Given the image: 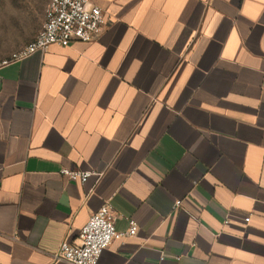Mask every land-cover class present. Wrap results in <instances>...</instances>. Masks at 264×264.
<instances>
[{"label": "crops", "instance_id": "obj_1", "mask_svg": "<svg viewBox=\"0 0 264 264\" xmlns=\"http://www.w3.org/2000/svg\"><path fill=\"white\" fill-rule=\"evenodd\" d=\"M90 1L95 40L0 66V264H69L106 202L139 232L98 264H264V0Z\"/></svg>", "mask_w": 264, "mask_h": 264}, {"label": "built area", "instance_id": "obj_2", "mask_svg": "<svg viewBox=\"0 0 264 264\" xmlns=\"http://www.w3.org/2000/svg\"><path fill=\"white\" fill-rule=\"evenodd\" d=\"M106 24L103 10L90 0H50L45 23L36 37L0 66L38 51H48L53 45L70 46L77 42L93 41L103 33ZM61 173L73 181L85 184L94 172L63 168ZM180 205L181 200H178L176 208ZM245 221L250 222L251 216L246 217ZM116 222L115 208L111 202H106L90 217L75 242H62L54 254L55 260L69 264H98L103 252L115 239L136 236L139 232V226L133 220L125 232L117 230Z\"/></svg>", "mask_w": 264, "mask_h": 264}, {"label": "rangeland", "instance_id": "obj_3", "mask_svg": "<svg viewBox=\"0 0 264 264\" xmlns=\"http://www.w3.org/2000/svg\"><path fill=\"white\" fill-rule=\"evenodd\" d=\"M50 0H0V64L31 42L45 23Z\"/></svg>", "mask_w": 264, "mask_h": 264}]
</instances>
